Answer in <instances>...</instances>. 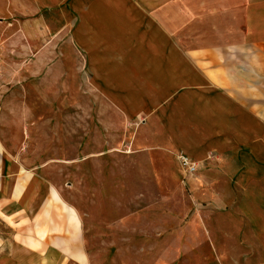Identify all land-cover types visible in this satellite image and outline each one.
Wrapping results in <instances>:
<instances>
[{
	"label": "crops",
	"instance_id": "0c3cea01",
	"mask_svg": "<svg viewBox=\"0 0 264 264\" xmlns=\"http://www.w3.org/2000/svg\"><path fill=\"white\" fill-rule=\"evenodd\" d=\"M8 43L37 52L59 47L45 57L56 61L49 78L62 91L88 88L102 103L106 122L107 110L122 122L141 121L131 142L141 150L139 169L152 154L163 166L178 165L177 154L207 163L214 156L220 161L219 179L255 178L241 187L249 195L243 207L254 211L249 204H264V0H0L2 66ZM42 62H47L43 56ZM93 139L108 140V135ZM0 145V264L170 263L167 256L148 259L134 239V234L148 236L149 207L121 217L112 211L110 190L101 188L115 187L116 181L94 179L99 172L95 158L104 152H94L90 143L84 153L78 148L80 158L89 156L75 164L78 174L89 173L90 179L77 183L74 203L53 182L49 163H36L48 153L22 155L2 137ZM104 154L109 171L114 164L109 150ZM179 172L178 165L167 179L177 182ZM194 180L201 179H189ZM212 193V201L223 195ZM107 195L108 206L102 200ZM193 196L201 197L200 190ZM195 208L189 221L179 217L178 246L196 238L215 241L210 229L220 227L214 219L217 210L206 205L203 217L204 208ZM107 224L112 260L105 259L107 248L91 239L102 236Z\"/></svg>",
	"mask_w": 264,
	"mask_h": 264
},
{
	"label": "rangeland",
	"instance_id": "374dc122",
	"mask_svg": "<svg viewBox=\"0 0 264 264\" xmlns=\"http://www.w3.org/2000/svg\"><path fill=\"white\" fill-rule=\"evenodd\" d=\"M58 48L52 46L37 52L22 44L6 45V62L0 77V137L6 138L9 145L7 147L17 149L22 155L27 151L48 153L49 157L43 160L38 158L36 163H49L53 169V182L62 185L67 197L74 203H77L78 199L77 183L82 178L90 179L89 173L84 176L82 173L78 174L79 168L77 170L75 164L79 160L84 162L89 158H80L81 152L78 148L83 150L90 143L92 148H96V153L109 150V160L113 162L114 168L107 171L105 154L100 153L95 158L99 172L98 176L95 173L94 179L106 182L109 177L116 181L115 187L101 189L110 190V203L114 206L112 211L118 217L149 207L151 227L150 230L145 229L148 236L135 237L134 234L135 241L139 242V251H145L148 259L156 260L167 256L171 260L169 264H264V204L258 201L248 205L258 213L255 216L253 210L249 211L247 206H242L243 198L249 195L242 193L241 187L251 185L255 178L219 179L215 173L218 172L220 161L214 156L209 158L208 163L202 162L199 169L191 174L182 165L177 154L175 159L180 167V179L177 182L167 178L177 170L178 165L171 162L170 165L163 166L153 154L151 157L147 156L146 167L139 169L137 155L141 154V150L131 147V142L141 121L122 122L115 113L107 110L106 122L102 103L97 101L96 94L88 88L83 86V90L75 94L70 93L68 89L62 91L55 79L49 78L56 61L45 57L55 53L54 50L57 51ZM42 56L47 62H42ZM3 102H6V108H3ZM109 118L113 120L111 123ZM106 134L108 140L100 139L95 143L94 137H104ZM12 140L17 143L12 144ZM1 152L4 153V149L0 145ZM59 152L61 154L58 157ZM227 167L235 172L232 166ZM193 176H199L201 180L190 182L189 179H193ZM131 180H140L144 184L130 185L128 182ZM199 190L201 197H194V192ZM215 190L223 195L212 201L211 194ZM125 192L130 195L128 198L124 197ZM53 194L58 198L56 189ZM108 196L102 199L106 206L110 204L107 203ZM196 205L204 208L200 215L203 217L207 214L206 205L207 208L211 205L217 210L214 219L220 223V227L210 229L214 232L215 241L213 243L196 238L193 244L178 246L175 228L179 226V217L189 221L194 216ZM121 206H125L122 211L119 210ZM81 207L83 209V205ZM68 209L76 216L77 212L73 206ZM84 209L86 212L87 205ZM179 209L187 210L188 213L182 215ZM262 210L260 214L259 211ZM55 211L61 213L58 207ZM254 217H260L263 222L259 219V222H255ZM249 218L252 223H249ZM245 223L247 225H244ZM103 226L105 233L102 236L94 235L91 239L93 243L107 248L103 251L105 259L112 260L109 226ZM166 227L170 230L165 231ZM256 227L258 232L256 231L255 236L253 232ZM161 229L163 231H158ZM122 238H126V235ZM156 245L160 246L155 247Z\"/></svg>",
	"mask_w": 264,
	"mask_h": 264
},
{
	"label": "built area",
	"instance_id": "2783aa9c",
	"mask_svg": "<svg viewBox=\"0 0 264 264\" xmlns=\"http://www.w3.org/2000/svg\"><path fill=\"white\" fill-rule=\"evenodd\" d=\"M2 68L3 66L0 60V77L2 74ZM178 157L180 159V162H182V165L185 166L187 171L191 174L192 172L197 171L199 169V165L202 163V162L191 160L190 158H188L186 155H183V154H179Z\"/></svg>",
	"mask_w": 264,
	"mask_h": 264
}]
</instances>
